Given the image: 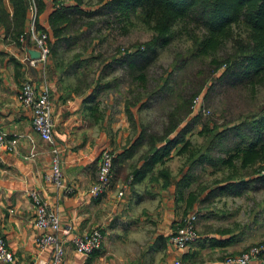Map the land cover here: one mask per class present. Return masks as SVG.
I'll return each instance as SVG.
<instances>
[{"label": "crops", "instance_id": "0c3cea01", "mask_svg": "<svg viewBox=\"0 0 264 264\" xmlns=\"http://www.w3.org/2000/svg\"><path fill=\"white\" fill-rule=\"evenodd\" d=\"M47 14L38 19L45 32ZM0 52L5 55L0 63V129L7 139H17L12 153L0 151V238L13 258L50 264V249L40 251L36 245L43 232L34 226L30 193L56 214L60 229L68 228V234H58L61 264H173L186 253L212 249L208 243L203 248L193 243L184 251L170 245L174 222L184 216L189 192L185 190L184 197L176 193L186 162L176 155L175 147L167 158L144 169L151 151L145 141H135L140 130L136 107L126 112L111 97L104 100L91 87L80 88L78 77L65 76V67L57 69L51 57L32 68L21 65L20 58L38 55L28 41L0 46ZM25 79L36 89L47 90L51 143L39 139L31 128L29 111L17 101ZM52 149L58 153L63 189L44 181ZM102 150L112 154L110 182L102 195L92 198L88 188ZM92 229L101 235L100 248L89 256L76 253L71 238Z\"/></svg>", "mask_w": 264, "mask_h": 264}, {"label": "rangeland", "instance_id": "374dc122", "mask_svg": "<svg viewBox=\"0 0 264 264\" xmlns=\"http://www.w3.org/2000/svg\"><path fill=\"white\" fill-rule=\"evenodd\" d=\"M76 1L79 2L77 4L79 9L85 11L74 16V26L84 33L83 40L76 38V42L70 46V52L65 51V46H61L55 58L61 57L62 66L65 67L73 55L80 53L79 64L73 73L69 71L65 73V76L74 78L80 74L86 75L78 80L88 84L84 87L86 90L91 87L92 91L93 85L97 84L99 88L95 91L100 92L104 100L111 97L113 103L118 105L138 104L140 109L136 111L137 122L141 130H144L145 137L150 135L154 140L162 141L168 116L178 105H176L177 96L185 100L192 96L193 99L188 113L180 116L178 120V122L181 121L180 125L178 126L177 123L175 130L177 133L183 128V139L190 145L187 151L191 156L211 136L203 132V127L215 128L217 133H221L245 118H256L257 114L264 112V79L259 83L255 81L253 85L247 87L241 86L235 75L228 74L218 81L217 78L224 72L223 65L213 72L214 65L210 63V58H194L188 55L191 51L189 37L191 31L188 29H192L194 36L200 37L204 34L201 27L195 28L189 24H182L175 28L178 33L173 41L164 48L155 49L153 57L148 59L144 68L140 72L137 70L133 72L129 70L126 60H123V54H129L136 48L140 51L145 50L143 47L151 39L152 32L134 15L128 14L127 19L124 20V16L118 12H107L102 9L106 0ZM24 3L26 11L24 31H26L31 18L35 28L43 12L48 13L52 8L75 5V0H38L35 1L34 6L30 0H24ZM2 5L10 14L8 1L2 0ZM230 32L232 39L223 41L214 55L215 63L232 53L233 39H239V41L247 39V31L241 25L237 27L231 25ZM1 38L2 36H0L1 47L15 44L9 38L3 40ZM83 47V52H80ZM50 57L49 52L47 59L49 60ZM90 57L94 58L89 59ZM119 60L122 66L115 63ZM235 68V72L241 71L238 65ZM173 134L168 137L170 138ZM229 138L223 139L222 142L228 151L233 148L232 142L237 141ZM144 140L147 142L148 139ZM176 147L178 149L180 145ZM209 154L212 158L226 157L225 153H220L217 149H213ZM176 155L181 156L182 161L186 162L187 152ZM261 156L264 157V152ZM250 164L241 167L239 161L233 160L221 169L209 163H203L194 165L189 170L186 163L182 164L186 168L184 174H189L193 180L191 187L188 188L190 194L196 197L202 192L196 206L188 210L184 216H178L173 229L183 218L193 214L196 239L218 238L223 235L231 241L220 248L204 249L198 252L190 262L180 261L179 264H217L219 262L223 264L225 257L239 255L247 249L264 250V183L251 182L250 187L242 189L237 194L228 191L220 193L216 190L214 195L207 198L208 191L222 187L227 176H232V180L229 181H247L248 179L252 181L254 177L264 173V164L260 160L259 162L254 160ZM259 259L249 264H264V253Z\"/></svg>", "mask_w": 264, "mask_h": 264}, {"label": "trees", "instance_id": "16d2710c", "mask_svg": "<svg viewBox=\"0 0 264 264\" xmlns=\"http://www.w3.org/2000/svg\"><path fill=\"white\" fill-rule=\"evenodd\" d=\"M7 1L10 6V14L6 12L2 5V0H0L1 39L9 38L15 44H18V37L22 35L26 27L25 3L24 0ZM77 4L79 2L75 0V5L52 8L46 17V25L48 27L46 34L49 52L57 69L63 68L62 58H55L57 50L61 46H65V51L70 52V46L76 42V38L83 40L82 36L84 33L78 31L80 29L74 26V16L81 14V12L85 13V11L80 10ZM102 9H105L107 12H118L124 16V20L127 19L128 14L134 15L152 32L151 39L143 47L145 50L140 51L136 48L129 54H123V60H126L130 71L136 72L137 70V72H140L145 64L148 63V59L153 57L155 49L164 48L173 41L178 33V30L175 28L180 27L182 24H189L195 28L201 27L204 34L196 37L192 29H188L191 31L189 32L191 51L188 52V55L194 58H210V63L214 65L213 72H216L223 65L224 72L217 78L218 81H221L228 74L235 75L236 79L240 81V85L247 87L253 85L255 81L259 83L264 79V0H106ZM86 14L89 15L90 13ZM87 24L91 26L90 23ZM231 25L234 27L238 25L244 27L247 31V39L244 41L233 39L234 48L232 53L226 55L220 62L215 63L214 55L223 41L232 39L230 32ZM35 26L36 30H43L38 23ZM83 50L84 47L80 52H83ZM4 56L0 52V62ZM79 58L80 53L73 55L69 63L65 66L64 73L69 71L73 73V70L79 64ZM92 58L94 57H90L89 59ZM8 61L15 64L11 58H8ZM115 63L122 66L120 60ZM237 65L241 69L240 72H235V66ZM81 76L85 77L86 75H78L76 81ZM77 83H79L80 88L88 85L79 81ZM93 87L92 92L96 88H99L97 84H94ZM176 99V105H178H175L176 107L174 106L175 108L172 109L171 114L168 116V124L164 131V138L161 139L162 141H159L160 139L154 140L150 135L145 137L144 130H141L139 127L140 130L135 141L140 143L143 141L146 142L144 139H148L146 143H148V149L151 151V158L144 164V169L147 168V170H150L157 161L159 162L163 158H166L169 152L178 145L180 147L177 149L176 154L188 153V157H186L188 170L193 168L194 165H202L203 163H209L217 169H221L229 165L233 160L239 161L241 167L251 165L250 163L254 160H257V162L260 160L264 164V157L261 156L264 152V112L257 114L256 118H245V120L225 129L221 133H217L215 128L208 129V127H203V132L208 135L211 134V136L191 156L187 151L190 145L183 139V128H181V131H177V133L175 130L177 123L178 126L180 125L181 121L178 122L180 116L188 113L190 102L193 99L192 96L188 97L187 100L178 96ZM132 107L138 108L137 110L140 109L138 104L126 103L124 105L126 112ZM172 133H174L173 136L169 138L168 136ZM229 137L237 141L232 142L233 148L228 151L224 148L222 142L223 139H230ZM156 142L163 144L159 148H156L154 146ZM213 149H217L220 153H225L226 157H210L209 153ZM257 156L261 157L258 158ZM225 159L228 160L226 161ZM231 178L232 176H227L222 187L220 186L217 189L209 190L207 198L214 195L216 190L220 193L228 191L237 194L242 189L250 187L251 182L258 181L264 183V173L254 177L252 181L250 179L247 181H229L232 180ZM192 183L193 180L190 175L185 173L176 184V193L179 197L183 196L185 190L189 191L186 193L184 215L188 210L193 208L195 203L200 201L198 199L202 191L196 197L190 194L188 188ZM230 241V238L226 239L222 235L220 238H199L194 243L200 248H203L204 243H208L210 248H219L229 244ZM263 253L264 250L260 254ZM197 254L198 251L186 253L181 257L180 261L183 263L190 262Z\"/></svg>", "mask_w": 264, "mask_h": 264}, {"label": "built area", "instance_id": "2783aa9c", "mask_svg": "<svg viewBox=\"0 0 264 264\" xmlns=\"http://www.w3.org/2000/svg\"><path fill=\"white\" fill-rule=\"evenodd\" d=\"M34 6L35 1L30 0ZM31 18V16H30ZM18 43L28 41L38 54L37 59L22 57L18 61L26 68H32L36 63H44L48 54L49 47L46 32L38 31L33 26V19L27 30L18 37ZM17 101L19 105L27 109L30 113V125L40 140L51 143V133L53 124L50 119V103L48 93L45 88L36 89L27 79L20 84ZM17 139H7L0 129V151L4 153H12L15 149ZM112 165V154L108 150H102L97 157L96 173L93 183L88 188V194L92 198L102 195L109 186L110 172ZM44 181L48 182L56 189H63L60 172V162L56 150H51L50 167ZM34 210V226L42 231L36 239L37 248L40 251L50 249V264H61L63 257V249L58 234H68V228H59L57 216L47 205L41 201L35 193L29 194ZM118 198L121 192L116 195ZM195 216L193 214L183 218L173 229L169 236L170 245L180 251H184L189 245L196 240L194 232ZM73 250L83 256H89L92 252L100 248L101 235L98 230L92 229L83 236H74L71 238ZM261 249L250 248L236 256H228L223 259V264H249L260 258ZM261 260V259H259ZM0 262L6 264H34L18 261L12 257L11 253L6 249L2 239L0 238ZM258 263V262H257ZM173 264H179L174 261ZM259 264V263H258Z\"/></svg>", "mask_w": 264, "mask_h": 264}, {"label": "water", "instance_id": "95a60500", "mask_svg": "<svg viewBox=\"0 0 264 264\" xmlns=\"http://www.w3.org/2000/svg\"><path fill=\"white\" fill-rule=\"evenodd\" d=\"M31 59H37L38 58V55H36L35 57H30Z\"/></svg>", "mask_w": 264, "mask_h": 264}]
</instances>
